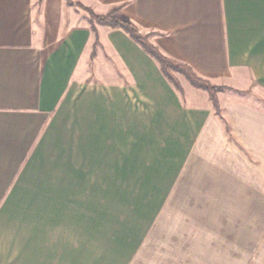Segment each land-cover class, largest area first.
<instances>
[{"label": "crops", "instance_id": "obj_1", "mask_svg": "<svg viewBox=\"0 0 264 264\" xmlns=\"http://www.w3.org/2000/svg\"><path fill=\"white\" fill-rule=\"evenodd\" d=\"M261 226L264 0H0V264H243Z\"/></svg>", "mask_w": 264, "mask_h": 264}, {"label": "trees", "instance_id": "obj_2", "mask_svg": "<svg viewBox=\"0 0 264 264\" xmlns=\"http://www.w3.org/2000/svg\"><path fill=\"white\" fill-rule=\"evenodd\" d=\"M66 1L72 3V0ZM74 4L87 11L92 21H96L99 24L107 25L111 28H119L125 31L135 42H137L142 47V49H144L157 61L159 68L165 78L179 92L182 93L183 89L172 71L181 73L187 79V81L194 87L205 90L209 95L214 109L217 112L219 111V101L217 92L223 86L216 85L210 82L209 80L199 76L190 65L163 55L153 43L148 41L146 35L139 33L138 27L133 22L116 15L114 13L115 8L107 10L106 13H97L93 11L90 7L80 2H74Z\"/></svg>", "mask_w": 264, "mask_h": 264}, {"label": "rangeland", "instance_id": "obj_3", "mask_svg": "<svg viewBox=\"0 0 264 264\" xmlns=\"http://www.w3.org/2000/svg\"><path fill=\"white\" fill-rule=\"evenodd\" d=\"M76 7L78 10H80L81 12H83L87 16V18L91 21L92 24H99L96 21L91 20L87 11H85L84 9H82L78 6H76ZM97 13H106V11L105 12H97ZM114 13L116 15H118L116 12H114ZM138 30H139V28H138ZM139 33L146 35L148 41H150L148 38V34L143 33L140 30H139ZM172 72H173L174 76L176 77V79L180 85L183 81L187 80L181 73H178L175 71H172ZM216 85H218V84H216ZM217 96H218V92H217ZM240 238L244 239V241H245V239L248 240V238L253 240L252 241L253 243L249 240L248 246H250V250L245 249L243 251V257H242L243 258V264H264V228H263V226L260 227V234L258 236L257 235L243 234ZM232 239H233V236L229 235V241H231Z\"/></svg>", "mask_w": 264, "mask_h": 264}]
</instances>
